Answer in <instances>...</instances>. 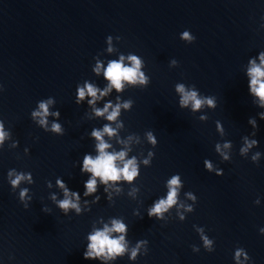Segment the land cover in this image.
<instances>
[{"label": "water", "instance_id": "water-1", "mask_svg": "<svg viewBox=\"0 0 264 264\" xmlns=\"http://www.w3.org/2000/svg\"><path fill=\"white\" fill-rule=\"evenodd\" d=\"M264 0H0V119L12 131V138L0 151V264H98L83 258L86 237L93 224L122 217L129 226L131 244L149 241V254L136 264H234L237 247L245 248L255 264H264V157L259 166L239 155L242 137L252 132L248 120L257 117L256 139L264 153V121L252 103L243 68L250 57L264 50ZM190 30L196 37L188 45L179 39ZM121 37L115 46L123 54L143 58L151 83L146 89H129L123 99H132L131 112L122 110L125 127L120 135H136L131 145L140 161L148 150L155 152L151 167L140 164L141 176L134 185L114 194L109 204L102 199L82 216L65 217L48 199L47 182L55 185L62 177L70 189L83 195L88 178L80 174L78 162L95 152L88 138L92 128L102 127L87 105L75 104L78 84L91 80L103 87L105 81L92 73L94 58L107 66L119 53L106 52L107 36ZM176 59L179 67L171 68ZM195 85L203 95L217 98L209 119L178 107L175 85ZM115 93L111 98L115 100ZM56 99L62 137L45 133L31 120L37 103ZM102 107L103 105H99ZM54 109V110H56ZM51 119V118H50ZM223 123L225 137L216 131ZM115 127V124L113 125ZM153 131L158 146L151 149L144 139ZM105 139H108L107 137ZM18 140L19 148L12 143ZM233 143L231 163H221L215 144ZM113 143L115 150L121 145ZM30 155H24L25 148ZM211 159L223 168L224 176L205 171L203 161ZM31 172L33 201L26 211L7 182L8 170ZM180 174L184 195L193 192L198 203L194 213L181 223L174 208L168 223L149 219L146 209L167 194V180ZM139 189L136 198L128 195ZM62 198V194H61ZM261 199L256 206L255 200ZM49 207L51 214L42 211ZM139 208L143 219L133 215ZM194 225L205 228L215 240V252L204 251ZM200 246L197 254L192 246ZM12 257V259H10ZM118 264H130L127 257Z\"/></svg>", "mask_w": 264, "mask_h": 264}, {"label": "clouds", "instance_id": "clouds-1", "mask_svg": "<svg viewBox=\"0 0 264 264\" xmlns=\"http://www.w3.org/2000/svg\"><path fill=\"white\" fill-rule=\"evenodd\" d=\"M264 21V17L261 18ZM260 30H264V22L260 24ZM179 39L185 44L195 43L196 37L190 30L183 31ZM106 52L111 55L119 53L118 59H108L107 66L105 62L97 55L92 66V73L95 77L103 79V87L91 80H84L78 84L75 92V104L78 107L87 105L91 109L94 118L102 119L105 123L102 127L92 128L88 138L95 141V152L86 153L82 161L78 162L80 174L88 178L83 184V195L79 191L70 189L62 177H58L55 185L51 181L47 182L49 190L54 187L59 191H49L48 199L65 216L72 214L82 216L90 212L93 205L99 204L102 196L99 194L103 189V196L109 204H114V194L119 195L124 191V186H132L141 176L140 164L145 167H151L155 158V152L148 150L147 158L140 161L137 156L129 154L132 152L133 142L140 143V138L136 135L121 137L120 131L125 127L121 118L122 110L131 112L134 107L132 99H123V95L129 89H146L151 83V78L146 74V64L143 58L135 53L123 54L115 46L121 42V37L111 35L106 38ZM171 68L179 67L176 59L170 61ZM243 73L248 81V92L252 98V103L260 111L257 116L260 121H264V50L258 52L249 58L243 68ZM5 91L4 85L0 84V94ZM115 93V100L111 98ZM175 93L178 96V107L181 110L190 111L193 116L198 115L199 121L206 122L209 119L208 110L215 111L218 107L217 98L212 95H203L199 89L193 85L177 83ZM103 105L100 107L99 105ZM56 99L48 97L37 103V106L31 112L32 122L45 133L62 137L65 135V128L60 123L61 112L56 109ZM56 109V110H54ZM51 118V119H50ZM115 124V127L113 125ZM252 132L250 135L242 137L239 155L248 159L250 154L251 162L259 166L264 153L254 151L259 148V141L256 139L259 130L257 117H251L248 120ZM216 131L223 139L226 135L223 123L216 121ZM12 131L6 127L4 120L0 119V151L12 138ZM108 139H105V138ZM144 139L151 149L158 146V140L153 131L145 132ZM121 145V150L117 151L113 143ZM13 148H19V141L12 143ZM215 153L220 157L221 163H231L233 156V143L229 140L217 142L215 144ZM24 155H30V149H24ZM204 169L209 174L217 177L224 176L223 168L218 167L211 159L203 161ZM7 182L13 194L18 193V200L27 211L33 201V193L30 186L35 181L31 172L18 171L15 168L8 170ZM184 187L180 174L172 175L166 183L167 194L156 200L145 210L149 219L167 224V216L172 210L176 209V215L181 223L185 222L187 216L180 212L181 209L187 213H194L198 198L193 192H187L184 195L190 204H186L181 199V190ZM139 189L131 188L128 195L134 199ZM62 194V198H61ZM256 206L261 205V199L255 200ZM45 214L50 215L51 209L47 206L42 208ZM133 215L143 219L144 214L139 208L133 211ZM99 225L93 224L91 231L86 237V248L83 258L87 261L98 262V264H118V261L127 257L130 264H136L141 256L147 257L149 254V241L147 239L138 240L134 246L128 239L129 226L122 217H111L107 222L103 218L99 220ZM205 252L212 254L215 252V240L209 238L203 227L194 225ZM260 236H264V227L259 228ZM192 251L199 253L200 246L193 245ZM12 259V257H10ZM234 264H255L253 258L243 247H237L233 255Z\"/></svg>", "mask_w": 264, "mask_h": 264}]
</instances>
